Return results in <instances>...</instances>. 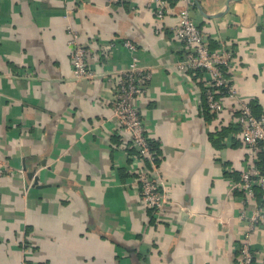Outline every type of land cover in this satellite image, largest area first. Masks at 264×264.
<instances>
[{
    "label": "crops",
    "instance_id": "1",
    "mask_svg": "<svg viewBox=\"0 0 264 264\" xmlns=\"http://www.w3.org/2000/svg\"><path fill=\"white\" fill-rule=\"evenodd\" d=\"M150 2L0 0V158L11 169L0 264H237L247 234L264 264V225L241 219L256 205L231 190L249 166L264 174V153L245 145L237 103L209 110L207 74L180 69L178 16L161 23ZM194 2L208 46L231 49L230 80L264 116V0ZM71 30L90 49L91 78L74 76ZM125 41L151 74L136 105L159 155V211L143 203L146 163L113 117Z\"/></svg>",
    "mask_w": 264,
    "mask_h": 264
},
{
    "label": "built area",
    "instance_id": "2",
    "mask_svg": "<svg viewBox=\"0 0 264 264\" xmlns=\"http://www.w3.org/2000/svg\"><path fill=\"white\" fill-rule=\"evenodd\" d=\"M109 5L120 3L122 0H107ZM184 6L178 13L174 12L170 0H151L149 6L154 10L156 18L164 23L172 14L178 16L177 24L172 28L175 36L184 44L187 50L185 61L180 64L182 71L201 70L209 77L204 90L205 101L209 110L221 112L225 107V100L237 103L239 109L238 122L241 127L242 138L247 147L259 149L264 153V116L256 118L250 104L243 100L230 77L226 75L233 68V52L227 47L211 50L198 25L191 18L194 0H182ZM160 32L161 30H157ZM69 47L72 49V67L77 79L91 78L92 73L87 68L90 49L80 43L79 37L72 30ZM123 46L132 56L131 63L120 69L111 80L116 87V99L113 117L118 121L122 132L127 134L138 150L140 158L146 163V168L140 172L141 194L145 206L159 211L167 202L163 193V183L158 174L159 155L154 149L152 141L147 135L142 115L136 105L137 100L144 96L148 89L150 73L146 72L138 60V47L129 41ZM229 73V72H228ZM4 172H11L8 164L0 158V179ZM260 189L258 197L256 189ZM231 190H238L243 197L244 204L254 203L256 206L247 216L245 212L241 219L248 220L252 227L256 224L264 225V174L255 165L245 169L238 182L231 184ZM0 191V198H1ZM250 235L240 247L237 264H256Z\"/></svg>",
    "mask_w": 264,
    "mask_h": 264
},
{
    "label": "trees",
    "instance_id": "3",
    "mask_svg": "<svg viewBox=\"0 0 264 264\" xmlns=\"http://www.w3.org/2000/svg\"><path fill=\"white\" fill-rule=\"evenodd\" d=\"M226 75L229 77V73L226 71ZM250 104V107H251V109H252V112H253V115L256 117V118H261L263 115H258V114H256L255 113V110H254V108H253V106L251 105V103H249ZM154 147V146H153ZM155 149V148H154ZM259 169H260V171L262 172V170H261V167L259 166ZM263 173V172H262Z\"/></svg>",
    "mask_w": 264,
    "mask_h": 264
}]
</instances>
